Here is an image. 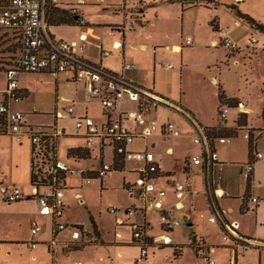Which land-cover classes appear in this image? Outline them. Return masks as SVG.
Masks as SVG:
<instances>
[{"label": "crops", "instance_id": "crops-1", "mask_svg": "<svg viewBox=\"0 0 264 264\" xmlns=\"http://www.w3.org/2000/svg\"><path fill=\"white\" fill-rule=\"evenodd\" d=\"M98 1L102 2L103 4L102 10L108 12L110 11L112 14H116L113 13V10L116 7L122 8V10L117 11V15H120V18L118 20L112 18V20L105 22L102 25L105 28H108L111 34H113L110 43H107L105 41V38H101L100 35L94 34L96 28H94L85 20L88 14L83 10L82 7L87 2L86 0H58L56 7L64 10L74 8L79 18L84 19L87 25L82 26L79 23L75 25H68L66 23L53 24L48 20V28L51 37L55 40L61 39L76 42L82 41L84 43V48L78 55L80 60L86 65L100 68L107 73H121L123 72L122 65L124 62L134 63L137 67L135 70H129L123 73L125 77L130 80L132 84L139 90L140 93H142L140 91L141 89H150L154 92L153 95L157 96L159 99L178 102L182 106V108L185 109L184 115L172 109L168 110L169 108L167 109L159 101V104L155 108L150 109L146 113V120H155L158 123L166 121H170L173 123V121L168 119L169 113L179 115L184 123L188 126V128L186 129L187 132H191L189 136L186 137L191 141V138L193 136H198L205 145L209 146L210 151L213 153V158L210 164H207V162L205 161H203L199 165L193 164L190 161V157L199 152V147L191 141L194 144V148H186L183 152L184 159L180 173V176L184 175V181H182V178L180 179L179 177H177V172L175 171V168L172 166L171 162L169 164L162 162V154L171 156L175 151L174 149L176 144L173 142L174 140L171 141L170 139L177 138L179 136L161 134L159 133V131H154L144 139L136 137L129 148L133 150H140L143 148L150 149L154 153L156 160L160 164L159 175H161L159 176V180L154 186V191L148 193L145 192L142 188H138L137 186H135L136 181L140 178V173L137 169L140 163L130 160L125 161L122 159V157L116 155L113 150L108 147L103 148L99 151L87 150L83 144L81 135L74 129V126L73 130L71 131L67 130L64 125L58 123L59 119L69 118L74 124V119L66 115H64L63 117H59L56 111L64 112L65 109L57 107L55 108L53 113H49L52 119L51 122L48 124H43L42 126H47V133L52 135L53 137L55 143V160L64 162L72 169H79L84 171L83 175L78 173L79 182L75 187L79 190L75 192V196L79 197L81 201L85 202V198L83 197L82 193V187L84 183H91L96 180L99 181L96 176V170L102 164H108L112 167V173L115 170L124 172L121 176L122 189L126 191L127 186H131L135 189V195L129 196L131 200L124 207L118 206L117 208L121 210L129 206L137 208V212L133 219L142 221L144 225V233L149 239H151L149 240V245L156 244L157 246H159V248L163 247L164 244H162L160 240L165 236H168L171 240V243H175L174 245L176 246L184 243L183 241L178 239L177 227L180 224L172 228L165 229L159 222V217L162 213H167L171 217H174L176 213H179L180 215L184 216V218H186L185 220L187 221V232L188 234L191 233V236L194 237V244L209 249L208 256L211 254L215 255L216 260L212 258V260L214 261L213 264H224V247L231 250L228 264H261V257H264V248L259 245L260 243H264V144L261 141H258L255 144V148L258 151H262V157L255 161L254 170L249 182L242 177L241 167L252 159V151L249 146L250 143L246 139H244L242 135L246 131L251 132L252 135H256L258 131L264 129V118L262 117L264 102L261 105L260 109H258L256 115H254L255 119H253L251 113L254 111L250 108V106H248L247 103L241 102L240 99L235 96H229L226 94V98L237 100L236 104L237 106H239V110L236 116H230L229 118L226 112V118L219 119V109L225 107L227 108L229 104H220L217 92V101L215 105L217 118L213 123H202L190 108L186 107L179 101H175L167 96H164L162 92L155 90V81H153V78L152 82L147 81V76H149V74L143 70V67L137 64V61L135 62L129 60L130 50L137 49L136 57L138 61H149V57L147 58V56L145 55L146 53L144 54L142 52L145 51L148 52L149 55H151L152 50L154 51L158 49L159 46L155 45L151 49V47H149L147 43L142 41L136 42L132 46H128L127 43H129L134 36L130 31L135 29V23L133 24V28L131 29L109 28V25L122 23L124 18L129 17L137 10L138 12H140L139 15L144 20V24L143 22H139L137 24L141 32H145L146 25L148 23V20L145 16L149 10H154V17L159 18L162 16V18H164L168 12L165 8H160L162 4H179L182 11H186L190 8L200 5L188 6L187 2L191 0H95L94 2L98 3ZM162 1H164L165 3ZM216 1L219 4H223L220 3L219 0ZM243 1L244 0H242V2ZM88 2L93 1L90 0ZM211 8L216 10L217 6L216 9L213 7ZM239 22L240 19H235L233 21V23L236 25H238ZM64 26H67L69 28H76L78 32L76 33V35L68 34L66 33V31L60 30V27ZM212 29L214 31H217L218 34L224 33L221 26L220 30L219 28ZM83 35L86 36L85 40L82 39ZM89 38H93L94 40L98 41H93ZM214 40L215 39H213L212 42ZM117 43H121V46L119 48L115 47ZM107 45H109V47ZM170 45L171 51L173 52H179L182 48L181 45L176 42H171ZM176 47H179L180 50L176 51ZM103 50L110 51L111 55L102 56L101 53ZM114 56H117L118 60L112 61ZM117 67H119L118 71L113 70ZM73 70V68L67 69V71H71V75L67 76V78H69L70 81L77 83V81H74L73 79ZM66 74L67 73H65V75ZM58 77L59 73L54 77V80H57ZM210 80L212 82H215L214 77H211ZM4 83L5 80L2 82V87H0V90L3 89ZM79 83H83L88 91L89 98L94 99L98 102L99 113L96 115L90 114L86 107L77 110L75 102L72 100H69L67 105H74L75 116L86 115L91 117L95 122L104 121L107 118L108 112L103 110L97 98L91 97L89 94V88L92 84V81L88 77H85L84 79L79 81ZM18 87L23 95L22 101L18 103L20 105L29 98L30 92L29 89L24 85L18 84ZM18 104L16 105L17 108H19ZM27 107H31V109L29 110L32 113L41 115L40 113H38L39 111H41V107H39V105H28ZM122 108L129 110L127 112V118L123 120L124 124L132 129L139 130V126L135 125L133 123V119L131 118L134 111L133 103L127 101V103L122 105ZM19 109L23 110L22 108ZM243 112H245L244 122L236 127V120L238 118V115ZM117 113L118 112H112V115L115 116L117 115ZM186 115L188 117H186ZM26 123L29 124L27 117ZM177 128L179 129L178 126ZM234 128H236L234 136H227L228 132ZM210 130H218V133H210ZM220 131H223V133H220ZM4 135L10 136L12 139L14 138L15 142L19 145L23 142L18 141L13 134H0V136ZM152 137H155V140H152L153 142L149 140ZM219 137H230L231 139L228 142L221 143L218 141ZM157 138L164 143H170L163 148L161 153L155 150L154 142L157 140ZM136 140L141 141V145L139 144L138 146H136L134 144ZM60 146H63L65 149L63 159L59 157L58 151ZM28 147L30 165L32 156L30 143ZM76 148L83 149L86 153L85 156L76 157L69 155L68 151L70 149ZM169 149H171V153L169 152ZM107 150L109 151L108 161H106L105 158ZM207 157L208 155L205 156V159H207ZM1 161L2 153L0 149V179H5L6 175L1 172L3 171ZM72 165H78L79 167ZM66 173L71 174L72 172L64 171L65 175ZM84 177H88L89 180L87 181ZM65 178L66 176H64L63 178L62 185L66 189L67 184ZM105 181L102 185L99 182V185L101 187H106ZM175 183H183L185 186L184 196L179 202L175 197ZM12 185L14 186V184ZM2 188L9 187H4V182H0V199L3 201V203H6V207H9L10 205H13L14 207L18 205L19 207L25 201H31L34 203L36 200L25 198L26 196H30L33 193L34 189L31 187L32 189L30 193L24 195L21 192L22 198H20L18 201L11 203L5 202L3 200ZM160 190H164L165 193L163 196H157V192ZM251 197H257L258 202L254 205V209L252 211H248L246 210V207L249 204ZM152 199L153 201L160 203V207L150 205ZM175 204L177 206H181V208L175 209ZM242 206L244 207L243 211L240 210ZM34 207L35 209H38L37 201L34 203ZM195 209H198L199 211L198 219H195L193 217L192 211ZM21 210L23 209L21 208ZM111 215L112 230H106L107 232L103 231V229L100 227L99 216L95 217L91 213H89L88 217L90 220V227L87 225L84 226L82 222H70L74 224L80 223V225H82L84 229V231H82L83 234L81 235L92 236V238L87 241V243L85 242L80 249L74 250L69 247L70 244H73L72 242H76L75 240H77V238L73 239L71 237L72 230H70V232H67L63 229L60 231H56L55 236L52 234L53 239L49 242L46 241V248L38 247L36 245L35 248L33 247L35 254L31 256V261L34 262L32 264H152L154 261L155 253H152V255H150L147 252L146 257H140L139 248L135 244L131 243V236L129 234L130 230H128L129 227L127 226V224H117L118 218V220L123 219L122 214L116 213ZM212 216L216 217L215 221L209 220V217ZM155 224H157L158 226V233L154 231ZM64 231H66V234H63ZM116 232L119 234V236H115ZM52 233H54V231H52ZM56 236L60 237L59 241L57 240L58 238L55 239ZM31 239H35L33 235H31L30 238L24 240V243L28 246V241ZM79 241L81 240H78V242ZM233 241H235L236 244H233ZM19 242L21 243L22 241L18 239L10 240L8 238H0V264H11V262L7 263L5 259L9 258L12 255V252H14L11 246L14 244H19ZM37 242L35 243L37 244ZM57 243H59L58 246ZM190 243L191 240L189 239L187 243L189 247H191L189 245ZM174 247L171 248L174 249ZM178 247L180 250L181 246ZM29 248L31 249V247ZM249 252H251L252 255L251 262L246 261V254H248Z\"/></svg>", "mask_w": 264, "mask_h": 264}, {"label": "rangeland", "instance_id": "rangeland-1", "mask_svg": "<svg viewBox=\"0 0 264 264\" xmlns=\"http://www.w3.org/2000/svg\"><path fill=\"white\" fill-rule=\"evenodd\" d=\"M86 1L82 7L88 14L85 20L96 28L94 34L100 35L101 38H105L107 43H110L113 34L102 25L112 20V18L118 20L120 15H117V11L122 10V8L116 7L113 10V13L116 14H112L110 11L102 10V2L98 1L97 3L94 2L95 0H91L93 2H88L90 0ZM219 2L223 4H219L216 0H198L196 5L200 6L186 11H182L179 4H162L160 8H165L168 13L164 18L162 16L157 18L154 17V10H149L145 16L148 20L145 32H141L137 24L139 22L144 24V20L137 10L129 17L124 18L122 23L109 25L111 29H131L130 27L133 28L135 23V29L130 31L134 36L127 43L128 46H132L139 41L147 43L151 49L155 45L159 46L158 49L152 50L151 55L148 52H142L146 53L145 55L147 58L149 57V61H138L136 57L137 49L130 50L129 60L137 61V64L143 67V70L149 74L147 81L152 82L153 78L155 90L162 92L164 96L181 102L190 108L202 123L206 124L215 122L217 118L215 106L217 92L219 103L229 104L227 108L225 107L229 118L230 116H236L239 106L236 104V99L226 98V94L235 96L241 102L247 103L254 111L251 113L253 119H255L254 115H256L264 102V33L252 30L247 22L236 15V11L247 13L256 21L264 24V0H244L243 2L242 0H219ZM69 10L71 12L75 11L74 8ZM235 19H240L238 25L233 23ZM85 25H87L86 22ZM220 26L223 29V34H218L217 31L212 29L219 28L220 30ZM60 30L66 31V33L71 35H76L78 32L76 28L67 26L60 27ZM187 36L190 37L191 44H184ZM89 39L98 41L93 38ZM213 39L215 40L212 42ZM226 39L231 40V45L225 44ZM171 42L179 43L182 47L181 50L179 52L171 51ZM3 43H0V48ZM107 46L109 47V45ZM7 57L8 54L0 49V71L5 69ZM113 60H118L117 56H114ZM113 70L118 71L119 67ZM64 72L67 74L65 75ZM69 75H71V71H62L59 73L58 79L54 80L55 76L47 73L21 71L16 74L18 84L26 86L30 92L29 98L23 104H18L19 108L25 111L30 125L42 126L50 123L52 119L49 113H53L57 107L65 109L69 100L75 102L77 110L86 107L90 114L96 115L99 113L98 102L89 98L88 91L83 83L70 81L67 78ZM211 77L215 78V82L210 80ZM4 80L5 75L0 72V87H2ZM140 91L144 95L146 93H154L150 89H141ZM157 100L167 109L169 108L168 110L172 109L181 114L185 112V109L178 102L159 98ZM28 105H39L41 111L38 113L41 115L32 113L29 110L31 107H27ZM220 109L218 117L222 119L219 116ZM244 113L238 115L240 119H242L241 115ZM186 117L188 116L186 115ZM168 119L179 127L180 134L178 135L179 137L170 139L171 141L174 140L173 142L176 144L175 151L171 156L162 154V162L166 164L171 162L177 172V177L182 178V181H184V175L180 176L184 159L183 152L186 148H194V144L187 138L191 132H187L188 126L179 115L169 113ZM58 123L64 125L67 130H73V123L69 118L59 119ZM210 131V133H218V130ZM221 132L223 133V131ZM149 140H155V137ZM154 143L155 150L159 153L162 152L167 144H170L164 143L158 138ZM134 144L136 146L141 145V141L136 140ZM28 146L29 141L27 140L19 145L10 136H0L3 169L1 172L6 175L5 179H0V182H4V187H12V184H14L24 195L30 193L32 189L29 184ZM64 150L63 146L59 147L58 152L61 159H63ZM108 153L109 151L107 150L106 161L109 160ZM52 166L51 164L49 167ZM72 166L79 167L78 165ZM53 169H56V167L53 166ZM123 173L115 170L112 176L106 179V187H101L98 180L84 183L82 193L85 202L75 196V192L79 190L75 187L79 182L78 171L74 169L71 174H63V176H66L67 184L66 189H63L64 210L58 218H55V221L58 224L66 225L63 230L70 232V226L74 224L70 222H82L84 226L90 227L88 217L89 213H91L95 217L99 216V224L103 231H111L112 215L108 212L109 207H124L131 200L128 193L121 188V176ZM54 175L56 181H59V178L62 177L59 172ZM34 203L25 201L19 206L23 209L21 210L18 205L16 207L13 205L6 207V203H3L0 199V238L22 241L11 246L14 252L9 258L5 259L7 263H34L31 261V256L35 254L34 248L36 246L46 248V241L49 242L53 239L52 214L41 213L38 209H35ZM192 212L193 217L198 219V209ZM174 217L179 220L180 224L177 227L178 239L184 242L181 245H177V247L181 246L180 252L177 256L173 255L171 247L176 246L174 245L175 243L164 244L161 248L156 244L149 245L147 247L148 254L152 255V253H155L152 264H208L206 257L196 256L194 250L187 245L188 240H191V233L188 234L187 232L186 218L179 213H176ZM31 220H34L38 227L37 233L33 235L35 238L33 240L38 242L35 241L37 242L36 246L30 249L24 243V240L32 235ZM66 231L63 234H66ZM154 231L156 233L159 231L157 224L154 225ZM129 234H131L130 231ZM91 238L92 236L88 235L77 237L78 240L84 243H87ZM55 239L59 241L60 237L56 236ZM233 244H236V242L233 241ZM58 245L59 243H57ZM259 245L264 248V243ZM230 254L231 250L224 247V264L229 263ZM246 256V261L251 262V252L246 254ZM208 258L216 260L213 254L209 255ZM261 264H264V257H261Z\"/></svg>", "mask_w": 264, "mask_h": 264}, {"label": "built area", "instance_id": "built-area-1", "mask_svg": "<svg viewBox=\"0 0 264 264\" xmlns=\"http://www.w3.org/2000/svg\"><path fill=\"white\" fill-rule=\"evenodd\" d=\"M58 0H0V43L4 42L2 49L8 54V60L5 64V69L1 70L5 75V83L3 89L0 90V134H13L18 141H29L30 145H35V151L32 152L34 157L35 171L42 169L43 172L51 174L56 170L70 171V168L64 162L56 161V169L48 166V158L44 152V148L39 147L41 137L47 134V126H34L26 123V116L23 110L16 107L23 99V95L18 87L16 74L18 72L39 73L45 72L51 75H58L62 71H67L73 68L74 81H81L88 77L92 84L89 88L91 97L97 98L104 111L108 112L107 118L101 122H95L91 117L82 115L75 116V107L69 104L65 107L64 112L56 111L59 117L64 115L74 119V129L79 132L82 137L85 148L89 151H99L103 148H111L113 152L122 157L123 160L134 161L140 163L137 168L140 173V178L136 181L135 186L142 188L145 192L151 193L154 191V186L159 180L160 164L156 160L154 153L148 149L140 150L130 149L129 146L136 137L146 138L154 131H159L161 134H170L178 136L180 134L177 126L170 122L158 123L155 120H146V113L155 108L159 101L157 96L153 94L142 95L140 97L139 90L128 80L124 73L125 71L135 70L137 67L132 62H124L121 73H107L100 68L84 64L79 53L84 48L82 41H66L55 40L49 32L48 8L56 5ZM77 23L85 26V21L82 18L77 19ZM132 28V27H130ZM85 35L82 39L85 40ZM189 36L185 38L184 44H190ZM226 45H231V40L226 39ZM121 43L115 45L119 48ZM102 56H109L111 52L108 50L102 51ZM94 83V84H93ZM127 101L133 103V123L139 126V130H135L125 125L123 120L127 118L128 109H123L122 105ZM112 112H118L113 116ZM220 118L226 116V109L221 108L219 112ZM243 138L250 144L252 151V159L241 167L242 177L248 181L251 178L254 170V163L262 157V151L255 148V144L261 141L264 144V129L258 131L256 135L246 131L243 133ZM230 137H219V142H228ZM191 141L199 147V152L190 157V161L199 165L203 161L210 164L213 158V153L208 145H205L198 136H193ZM171 153V149H169ZM208 155L207 159L205 156ZM41 161L46 163L45 168L41 166ZM1 169V166H0ZM79 174L84 171L76 169ZM112 167L108 164H102L96 170V176L102 185L104 181L111 177ZM88 181V177H85ZM63 183L61 186L50 184L48 186L32 187L33 193L38 195L37 205L41 213L52 214V219L58 218L64 210L63 202ZM175 197L178 202L183 198L185 186L183 183H175ZM126 192L129 196L135 195L136 191L133 187L127 186ZM164 190L157 192V196H163ZM3 200L11 203L22 198V193L16 186L2 188ZM258 202L257 197H251L246 210L252 211L254 205ZM150 205L160 207V203L153 201ZM181 206L175 204V209ZM109 213H121L122 218L117 224L126 223L130 230L131 243L139 248L140 257H146L147 247L149 246V238L144 233V225L142 221L133 219L137 212V208L129 206L124 209H118L115 206L109 207ZM132 218V219H130ZM216 217H209L210 221H215ZM159 222L163 228H172L179 224L178 219L171 217L167 213H162L159 217ZM31 233L34 235L37 232V224L31 220ZM73 224L70 226L71 237L76 239L80 236L81 231H84L82 225ZM66 225L55 221L54 231L64 229ZM115 236H119L116 232ZM162 244H169L171 240L168 236L162 237ZM154 242V241H153ZM36 243L33 239L28 241V246L33 248ZM200 247V254L206 257L208 264H213L214 261L208 258L209 249Z\"/></svg>", "mask_w": 264, "mask_h": 264}, {"label": "trees", "instance_id": "trees-1", "mask_svg": "<svg viewBox=\"0 0 264 264\" xmlns=\"http://www.w3.org/2000/svg\"><path fill=\"white\" fill-rule=\"evenodd\" d=\"M197 0H191L188 1L187 4L188 6H195L196 5ZM48 13H49V17L48 20L49 22H52L53 24H61V23H66L68 25H72V24H77V19H79V16L77 15V13L75 11L71 12L70 10H64V9H60L58 7H56V5H52L50 8H48ZM236 15L243 19L245 22H247L250 25V28L252 30H258L262 33H264V24L261 22L256 21L255 19H253L250 15H248L247 13H242L239 11H236ZM77 17V18H76ZM191 44V43H190ZM39 73H45V72H39ZM143 95V93H140V97ZM242 119H240V116H238L237 120H236V127L241 125L244 122V114L241 115ZM262 117L264 118V107L262 109ZM236 131V128L231 129L228 132L227 136H234ZM44 148L46 150L45 155L47 156V158L49 157L47 155V152L50 154V158H48L47 160V164L48 166H50L51 164L53 166H55V143L53 140L52 135L50 134H45L41 137V144L39 147ZM35 145L31 146V153L35 151ZM69 155L71 156H85V151L83 149L80 148H76V149H70L68 151ZM37 157H34L33 154L31 156V161H30V185L32 187H39V186H48L50 184H58L60 185L61 182L63 181V174L64 171L63 170H58L56 172H59L60 174H62V177L59 178V181L55 180V173H51V174H47L46 172H43L42 169H38V172H36V174L34 173L35 171V165H34V161ZM50 164V165H49ZM41 166L45 168L46 163L44 161H41ZM56 167V166H55ZM161 175V174H160ZM249 182V180H248ZM61 186V185H60ZM63 189L65 187H62ZM38 195L36 193H32L30 196H26V199H35L37 198ZM243 206L240 208L241 211H243ZM52 229H54L55 227V220L52 219ZM80 226V225H79ZM54 231V230H52ZM55 231L53 233V235L55 236ZM81 234H83V232L81 231ZM80 234L79 237H81L82 235ZM80 239V238H79ZM78 240V239H77ZM151 240V239H149ZM194 237L191 236V243L189 244L195 251L196 255L198 257L202 258V255L200 254V247L196 244H194ZM84 242L81 241H76V243H73L72 245H70L69 247L76 250V249H80L83 246ZM164 246V245H163ZM180 250L177 246L174 247L173 249V255L177 256L179 254Z\"/></svg>", "mask_w": 264, "mask_h": 264}, {"label": "bare ground", "instance_id": "bare-ground-1", "mask_svg": "<svg viewBox=\"0 0 264 264\" xmlns=\"http://www.w3.org/2000/svg\"><path fill=\"white\" fill-rule=\"evenodd\" d=\"M180 50V48L179 47H176V51H179Z\"/></svg>", "mask_w": 264, "mask_h": 264}]
</instances>
